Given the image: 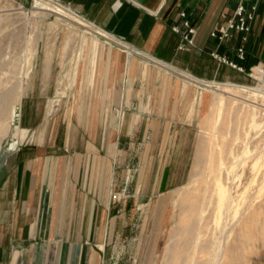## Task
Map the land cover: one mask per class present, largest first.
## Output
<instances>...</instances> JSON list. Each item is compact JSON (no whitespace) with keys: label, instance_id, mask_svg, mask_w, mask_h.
<instances>
[{"label":"rangeland","instance_id":"374dc122","mask_svg":"<svg viewBox=\"0 0 264 264\" xmlns=\"http://www.w3.org/2000/svg\"><path fill=\"white\" fill-rule=\"evenodd\" d=\"M255 24L254 19L244 60L237 59L241 43L237 34L225 42L230 44L226 53L217 50L245 71L216 59L214 50L199 56L196 47L186 51L177 47L183 52L177 65L140 57L151 64L152 74H165L183 84V92L195 102H180V108L176 101L148 102L158 106L143 115L148 131L130 132L124 155L116 152L110 214L105 216L110 226L98 230V236L114 240L94 246L95 264H162L166 243L186 249L183 264H214L212 252L223 242L225 250L234 246L235 255L224 257L222 264H264V218L255 231L243 227L248 214L257 208L264 211V82L252 76V68L264 59L255 58L254 52L247 55ZM99 43L124 48L59 0H0V126L4 123L0 160L43 134L46 140L57 136L76 145L92 139L91 132H85L92 117L82 114L88 103L82 96L91 91L90 49ZM30 92L35 94L33 102L27 100ZM187 105H191L188 115L183 113ZM99 135L102 140L104 134ZM161 178L163 192L154 194ZM203 188L208 209L198 210L201 225L192 236L182 221L197 197L203 196ZM224 191L234 198L230 210L220 201ZM78 216L68 212L66 220L71 223ZM99 216L102 221L103 214ZM206 216L213 218L207 222ZM180 227L185 234L177 232ZM246 229H251L248 237L242 236Z\"/></svg>","mask_w":264,"mask_h":264},{"label":"crops","instance_id":"0c3cea01","mask_svg":"<svg viewBox=\"0 0 264 264\" xmlns=\"http://www.w3.org/2000/svg\"><path fill=\"white\" fill-rule=\"evenodd\" d=\"M59 1L97 29L124 38L130 49L125 52L116 44L103 43L90 49L88 78L92 84L91 91L82 96L88 102L82 114L92 117L85 127L91 140L76 145L57 140V136L46 140L43 134L0 160V264H95L94 246L114 240L98 236V230L110 226L105 216L110 214L116 152L124 155L130 132L148 131L150 126L143 127V115L158 107L148 102L176 101L178 108L180 102H195V97L183 92V84L165 74H152L151 64L140 57L177 65L183 52L177 50L180 35L172 25L180 22L183 9L198 26L195 51L199 56L216 49L226 53L230 44L218 45L210 33L224 21V15L233 14L239 0ZM255 21L247 55L254 52L262 60L264 0L259 2ZM34 97L30 92L27 100L33 102ZM190 110L187 105L183 113L188 115ZM100 133L104 134L102 140ZM162 179L156 182L154 194L163 192ZM68 212L78 214L80 220L69 223Z\"/></svg>","mask_w":264,"mask_h":264},{"label":"built area","instance_id":"2783aa9c","mask_svg":"<svg viewBox=\"0 0 264 264\" xmlns=\"http://www.w3.org/2000/svg\"><path fill=\"white\" fill-rule=\"evenodd\" d=\"M260 0H239L232 15H224L225 19L222 23L217 24L212 30L210 35L217 40L218 45L231 39L234 34L241 38V43L236 49L238 60L246 58L245 42L248 40L251 31V21L255 19L256 12L259 8ZM180 22L172 26L173 31L180 35V42L178 44L179 51L191 50L196 47V37L198 34V26L190 19L187 10L183 9L180 12ZM107 37L117 44L126 49H130V45L122 37H116L110 33L105 32ZM212 55L221 62H226L233 67L245 71L243 66H239L237 62L228 60L226 55L220 54L217 49L212 51ZM255 68L264 74V61H260L255 65L252 70L254 76Z\"/></svg>","mask_w":264,"mask_h":264},{"label":"bare ground","instance_id":"6f19581e","mask_svg":"<svg viewBox=\"0 0 264 264\" xmlns=\"http://www.w3.org/2000/svg\"><path fill=\"white\" fill-rule=\"evenodd\" d=\"M254 77L256 78V79H258V80H261V81H263L264 82V74L263 73H261L260 71H259V68H255V72H254ZM17 107V106H16ZM14 114V113H13ZM13 116V115H12ZM13 121V120H12ZM4 124V123H3ZM3 124L0 126L1 128L3 127ZM208 182H209V180H208ZM212 183V182H211ZM210 183V184H211ZM209 184V183H208ZM202 186V185H201ZM206 186H207V183H206ZM209 187V186H208ZM211 187H213V186H211ZM202 189V188H201ZM206 189V188H205ZM205 189L203 188V190H204V192H205ZM218 189V188H217ZM217 189H216V191H217ZM203 192V196H199V197H197V201L194 203V204H192L191 206H190V204L188 203H186L187 205H189L190 206V208L187 210V212H185V214H187V216H186V218L185 219H183V221H182V223H184L185 225H187V231L190 233V235H192V236H195V234H197L198 233V229H199V227L197 228V226H199V225H201V222H199L200 220H201V218H202V216H201V214L197 217V215H198V210H201V212L202 211H204V210H206V209H208V204H206L205 203V200H206V198H207V193L205 192L204 193ZM191 193V192H190ZM213 194V193H212ZM221 194V193H220ZM190 195V194H189ZM209 196H211V195H209ZM222 196L224 197L223 198V200H221L220 199V201H221V204L223 205V206H225L228 210H230L233 206H234V198H232L230 195H229V193H228V191L226 192V191H224V193L222 194ZM188 199V198H187ZM211 201H212V199H210ZM194 201V200H193ZM214 202H215V200H213ZM184 203H185V201H184ZM193 203V202H192ZM211 204V203H210ZM213 204V203H212ZM218 204V203H217ZM183 207V206H182ZM187 209V208H186ZM215 209V208H214ZM250 209H251V207H250ZM248 211V210H247ZM205 212V211H204ZM214 213V212H213ZM232 213V212H231ZM212 214V213H211ZM224 214V213H223ZM243 215V214H242ZM248 215H250L247 219H246V221H244V224H243V227L245 226V228H247V227H251L252 228V230L253 231H255L257 228H255L259 223H260V220L262 219V218H264V211H262L260 208H257V209H255L253 212H251V214H248ZM213 216V215H212ZM212 216H206L204 219L208 222V220H209V217H212ZM225 216V215H224ZM223 216V217H224ZM230 216H232L231 214H230ZM241 215H239V216H237L236 217V221H238L239 222V219L241 218L240 217ZM198 218V219H197ZM213 218V217H212ZM215 218V217H214ZM224 218H226V217H224ZM233 218V217H232ZM231 219V218H230ZM234 219V218H233ZM198 220V221H197ZM210 221V220H209ZM230 221V220H229ZM234 221H235V219H234ZM179 222V221H178ZM241 223V222H240ZM204 225H205V223H204ZM237 225V224H236ZM179 226V225H178ZM208 226V225H207ZM234 227L232 226V229H233ZM215 229H216V227H215ZM220 229H222V227L220 228ZM240 230H241V228H239ZM261 229H262V227H261ZM217 230V229H216ZM230 230V229H229ZM250 230L251 229H249V231H248V229H246V230H244L243 231V234H242V236H246V237H248V234H249V232H250ZM183 231V230H182ZM181 231V227H180V231H177L178 233L179 232H182ZM220 231V230H219ZM219 231H218V233H219ZM231 231V230H230ZM258 231V230H257ZM205 232H206V230H205ZM252 232V231H251ZM259 232V231H258ZM183 233H184V231H183ZM228 233V232H227ZM240 233V232H239ZM253 233V232H252ZM262 233V232H261ZM179 234H181V233H179ZM185 234V233H184ZM183 234V235H184ZM254 234V233H253ZM182 235V236H183ZM188 235V234H187ZM228 235V234H227ZM261 235V234H260ZM263 235V234H262ZM181 236V237H182ZM198 236V235H197ZM225 239L227 238V236L226 235H222ZM175 237V236H174ZM184 237V236H183ZM183 237H182V239H183ZM186 237V236H185ZM188 237V236H187ZM219 237H221V236H219ZM245 237V238H246ZM198 238V237H197ZM196 238V239H197ZM202 238V237H201ZM204 238H206V237H204ZM244 238V237H243ZM261 238V237H260ZM195 239V240H196ZM203 239V238H202ZM202 239H200V240H202ZM207 239V238H206ZM247 239V238H246ZM185 240V239H184ZM194 240V239H193ZM200 240H199V242H200ZM189 241V240H188ZM192 241V239L190 240V242ZM208 241V243L207 244H209L210 243V240H207ZM206 241V242H207ZM184 242V241H183ZM182 242V243H183ZM195 242V241H194ZM186 243H187V241H186ZM189 243V242H188ZM220 243V242H219ZM226 243V242H225ZM176 244V243H175ZM184 244V243H183ZM192 244V243H191ZM195 244V243H194ZM199 244V243H198ZM203 244V243H202ZM186 245V244H185ZM190 245V244H189ZM197 245V244H196ZM199 246H201L200 244H199ZM236 246V245H235ZM190 247V246H189ZM202 247V246H201ZM206 248L207 247H209V246H205ZM225 245H224V242L222 243V245H220L219 247H218V249H216L215 250V253L213 254V252H212V255H213V257H214V264H222L221 263V261H222V259L224 258V257H226V258H232L234 255H235V251L233 250L234 249V246L233 247H231V249L230 250H225ZM183 248V247H182ZM187 248H188V244H187ZM208 249L209 248H207V251H208ZM229 249V248H228ZM188 250H189V248H188ZM204 250H205V248H204ZM190 252V251H189ZM186 254V249H183V250H181V249H177V247H176V245H168V243H166V246H165V249H164V257H163V263L162 264H183L182 263V260L184 259V255ZM188 255V254H187ZM191 256V255H190ZM188 257V256H187ZM188 258H190L191 259V257H188ZM234 258V257H233ZM187 259V258H186ZM186 261V260H185ZM224 261V260H223ZM208 262H209V259H208ZM211 262V261H210ZM209 262V263H210ZM226 263H230V261L229 260H226Z\"/></svg>","mask_w":264,"mask_h":264}]
</instances>
